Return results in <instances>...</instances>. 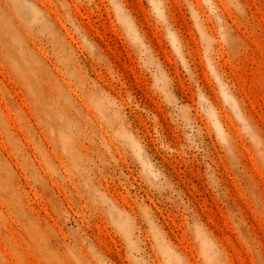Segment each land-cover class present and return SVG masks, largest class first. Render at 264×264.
<instances>
[{"label": "rangeland", "instance_id": "374dc122", "mask_svg": "<svg viewBox=\"0 0 264 264\" xmlns=\"http://www.w3.org/2000/svg\"><path fill=\"white\" fill-rule=\"evenodd\" d=\"M0 264H264V0H0Z\"/></svg>", "mask_w": 264, "mask_h": 264}]
</instances>
